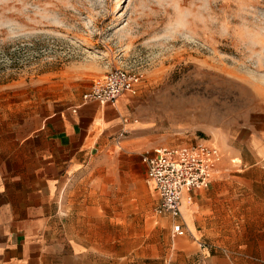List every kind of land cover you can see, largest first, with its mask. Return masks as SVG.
Masks as SVG:
<instances>
[{
	"label": "rangeland",
	"instance_id": "rangeland-1",
	"mask_svg": "<svg viewBox=\"0 0 264 264\" xmlns=\"http://www.w3.org/2000/svg\"><path fill=\"white\" fill-rule=\"evenodd\" d=\"M117 68L144 80L135 130L92 148L94 201L147 246L172 222L155 212L146 154L207 141L237 165L225 148L264 108V0H0V168L18 174L21 143Z\"/></svg>",
	"mask_w": 264,
	"mask_h": 264
},
{
	"label": "crops",
	"instance_id": "crops-1",
	"mask_svg": "<svg viewBox=\"0 0 264 264\" xmlns=\"http://www.w3.org/2000/svg\"><path fill=\"white\" fill-rule=\"evenodd\" d=\"M129 95L62 112L21 143L32 154L21 155L18 174L0 168V264H264V108L240 130L241 146L225 148L237 165L222 163L208 189L185 196L181 219L164 217L171 227L145 246L138 236L126 239L124 225L94 201L90 153L135 130L126 119ZM179 222L185 236L173 233Z\"/></svg>",
	"mask_w": 264,
	"mask_h": 264
},
{
	"label": "built area",
	"instance_id": "built-area-1",
	"mask_svg": "<svg viewBox=\"0 0 264 264\" xmlns=\"http://www.w3.org/2000/svg\"><path fill=\"white\" fill-rule=\"evenodd\" d=\"M143 73L123 68L108 72L96 80L83 95L86 103L115 104L126 93L136 94ZM119 144V143H118ZM224 155L214 143L200 141L177 147H163L144 156L147 184L158 196L156 214L172 220L182 217V203L186 195L192 199L195 191L208 189L215 180ZM173 233L185 236L182 223H175Z\"/></svg>",
	"mask_w": 264,
	"mask_h": 264
}]
</instances>
